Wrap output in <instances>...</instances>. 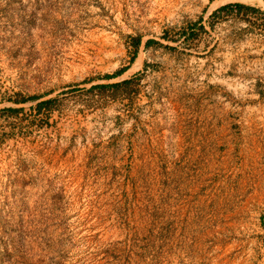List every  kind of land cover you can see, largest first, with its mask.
<instances>
[{
    "label": "rangeland",
    "instance_id": "1",
    "mask_svg": "<svg viewBox=\"0 0 264 264\" xmlns=\"http://www.w3.org/2000/svg\"><path fill=\"white\" fill-rule=\"evenodd\" d=\"M263 1L0 0V264H264Z\"/></svg>",
    "mask_w": 264,
    "mask_h": 264
},
{
    "label": "trees",
    "instance_id": "2",
    "mask_svg": "<svg viewBox=\"0 0 264 264\" xmlns=\"http://www.w3.org/2000/svg\"><path fill=\"white\" fill-rule=\"evenodd\" d=\"M238 7H243L241 4L240 5H238ZM137 43H136V45H139L140 44V39H138L137 41H136ZM137 52H138V48L136 49V51H135V55L137 54ZM135 57H133V59H134ZM124 72V70H121V71H118L117 73H115L114 75H107L106 77H114V76H119V75H121L122 73ZM102 86H105V84H101V85H99V87H102ZM114 87H117V86H119V84H114L113 85ZM11 110H15L14 108H11Z\"/></svg>",
    "mask_w": 264,
    "mask_h": 264
},
{
    "label": "bare ground",
    "instance_id": "3",
    "mask_svg": "<svg viewBox=\"0 0 264 264\" xmlns=\"http://www.w3.org/2000/svg\"><path fill=\"white\" fill-rule=\"evenodd\" d=\"M237 1H239V2H242V3H245V4H255V3H260L261 2V0H237ZM264 2V1H263ZM257 4V5H258ZM260 6V5H259Z\"/></svg>",
    "mask_w": 264,
    "mask_h": 264
}]
</instances>
